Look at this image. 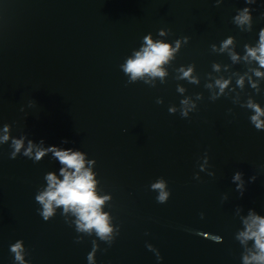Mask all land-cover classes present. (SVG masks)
Here are the masks:
<instances>
[{
  "label": "water",
  "instance_id": "obj_1",
  "mask_svg": "<svg viewBox=\"0 0 264 264\" xmlns=\"http://www.w3.org/2000/svg\"><path fill=\"white\" fill-rule=\"evenodd\" d=\"M245 8L250 26L235 22ZM261 29L264 0H0V264H19L17 241L26 264H90L93 251L91 264H243L254 250L238 239L244 221L264 217V129L247 107L264 110L254 74L264 69L245 59ZM146 36L180 46L163 79L132 81L123 65ZM189 67L198 83L181 78ZM217 79L230 81L223 93ZM37 148L84 155L96 195L109 197V240L77 232L63 206L48 221L39 214L47 174L63 180L66 165L52 151L36 161Z\"/></svg>",
  "mask_w": 264,
  "mask_h": 264
},
{
  "label": "clouds",
  "instance_id": "obj_2",
  "mask_svg": "<svg viewBox=\"0 0 264 264\" xmlns=\"http://www.w3.org/2000/svg\"><path fill=\"white\" fill-rule=\"evenodd\" d=\"M248 3L255 2V0H246ZM251 14L249 9L245 8L238 16L235 17V22L238 25L251 24ZM161 35L164 33L161 32ZM233 39L230 37L222 43L221 51L228 49L232 45ZM179 41L176 42V48L173 49L169 44H165L161 41L153 42L151 36L145 37V46L135 53L134 58H129L123 65V70L126 74H130L131 80L135 81L137 78L144 76L160 77L163 79L166 76L165 70L162 65L169 62L173 58L174 52L179 48ZM215 47V46H213ZM246 47L245 59L251 58L258 62L260 68L264 69V29L259 33V45L258 47ZM233 62L237 61L239 57L235 53H230ZM218 70L219 66L214 65ZM193 69L189 67L187 70L181 69L182 79H188L190 83H198L197 79L192 76ZM256 77H264V72L260 70H254ZM229 80L217 79L216 86L220 89V93H223L224 89L228 87ZM237 84L243 87L244 78L241 77L237 80ZM253 87L256 84L253 83ZM211 87V85H209ZM178 91L183 92V88H179ZM183 105H188L189 101L183 100ZM194 107V105H193ZM247 107L254 110L255 115L251 116V121L255 125L256 129H264V120L261 119L264 116V110L261 109L259 104L248 101ZM170 112H174L175 109H170ZM188 109H184L181 113L182 116H187ZM5 133L8 128L5 126ZM9 136L5 134L0 137V142H7ZM12 147L14 151L11 154V158H15L16 154L20 152L23 147V139L13 140ZM33 147L31 141H29V147L24 152L25 156L32 157ZM46 151H52L54 156L58 160L66 165V168L61 169V175L63 180H59L55 174L49 173L46 176L48 187L45 191L36 196V201L42 205V211L39 213L45 221H48L53 215L55 207L63 206L64 213L69 210L76 216L74 221L77 232H84L91 234L94 229L96 235L101 240H109L113 231L109 225V217L107 213L101 211V205L109 197L100 198L95 193V181L93 179V173L89 169H85L84 155L77 152L61 151L55 148L52 149H36L35 160L39 161L46 153ZM69 169H74V172H70ZM240 179V173H236L234 180ZM166 184L163 180H159L151 185V189L158 190L157 202L163 204L168 200L169 193L165 190ZM237 188H241V185H237ZM246 230L239 233L238 239L242 244H246L247 241L253 240V249L249 250V254L243 256V264H264V217L255 215L250 212L248 218L244 221ZM77 242H79L77 240ZM10 252L14 254L15 261L19 264H26L24 261V249L23 244L17 241L10 246ZM95 252H91L88 255V260L94 261Z\"/></svg>",
  "mask_w": 264,
  "mask_h": 264
}]
</instances>
